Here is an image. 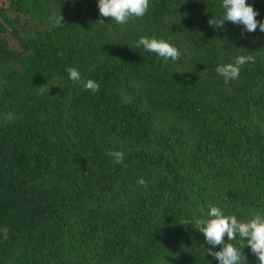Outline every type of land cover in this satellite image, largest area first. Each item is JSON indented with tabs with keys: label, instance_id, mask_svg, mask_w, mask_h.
Returning <instances> with one entry per match:
<instances>
[{
	"label": "trees",
	"instance_id": "obj_1",
	"mask_svg": "<svg viewBox=\"0 0 264 264\" xmlns=\"http://www.w3.org/2000/svg\"><path fill=\"white\" fill-rule=\"evenodd\" d=\"M247 2L264 22V0ZM223 13L222 0H150L121 25L98 0H0V264H219L194 218L264 208V32L208 24ZM248 54L225 84L216 67Z\"/></svg>",
	"mask_w": 264,
	"mask_h": 264
},
{
	"label": "clouds",
	"instance_id": "obj_2",
	"mask_svg": "<svg viewBox=\"0 0 264 264\" xmlns=\"http://www.w3.org/2000/svg\"><path fill=\"white\" fill-rule=\"evenodd\" d=\"M150 0H98L100 15L111 18L116 23L124 25L130 20L143 18L148 12ZM224 13L220 19L211 18L208 24L222 29L226 21L236 25H243V32L252 33L257 30L264 32V22L257 20L258 10L247 0H222ZM50 20L55 27H60L64 22L63 16H52ZM103 24L101 19L98 21ZM143 47L145 51L159 55L167 63L169 60L177 61L182 53L180 49L163 38L156 36H141L136 47ZM254 63L255 56L252 54L240 55L233 62L220 64L216 72L223 77L225 84L238 79L241 67L246 63ZM69 78L74 82L82 83L85 91L95 93L99 90V84L93 79H84L81 72L74 67L67 69ZM41 94L49 92L44 85L40 86ZM6 120L15 119L14 113H8ZM107 155L113 158V163L123 164L125 153L120 150H109ZM138 185L147 187V182L141 178ZM210 210L206 217L194 218V227L204 235L208 247L207 253L218 260L219 264H248V257L244 254L245 247L250 249L258 264H264V208L254 211L249 219L239 220L235 215H226L218 206H209ZM227 236V242L225 241ZM239 237V246L235 243ZM220 246L219 251L214 249Z\"/></svg>",
	"mask_w": 264,
	"mask_h": 264
}]
</instances>
